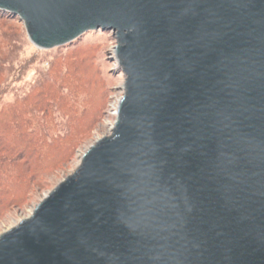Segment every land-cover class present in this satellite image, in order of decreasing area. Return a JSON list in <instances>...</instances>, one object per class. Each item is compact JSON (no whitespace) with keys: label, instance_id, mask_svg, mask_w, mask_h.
Masks as SVG:
<instances>
[{"label":"water","instance_id":"1","mask_svg":"<svg viewBox=\"0 0 264 264\" xmlns=\"http://www.w3.org/2000/svg\"><path fill=\"white\" fill-rule=\"evenodd\" d=\"M39 50L111 32L109 136L0 234V264H264V0H0Z\"/></svg>","mask_w":264,"mask_h":264},{"label":"rangeland","instance_id":"2","mask_svg":"<svg viewBox=\"0 0 264 264\" xmlns=\"http://www.w3.org/2000/svg\"><path fill=\"white\" fill-rule=\"evenodd\" d=\"M10 17L0 22V33L10 32L12 36L10 45L0 42V110L37 93L43 83L64 75L70 67H78L80 78L73 85L78 97L75 116L76 125L85 134L78 140L72 137L67 141H74L75 147L66 164L42 174L29 190L14 186L13 194L0 202V234L28 218L55 186L74 173L83 153L97 140L110 135L118 102L124 94L111 32H89L69 45L39 50L28 40L23 23ZM13 198L19 200L10 202Z\"/></svg>","mask_w":264,"mask_h":264},{"label":"trees","instance_id":"3","mask_svg":"<svg viewBox=\"0 0 264 264\" xmlns=\"http://www.w3.org/2000/svg\"><path fill=\"white\" fill-rule=\"evenodd\" d=\"M4 16L0 12V22L12 17ZM11 40L10 32L0 33V42L8 46ZM77 69L70 67L43 83L37 93L0 110V202L13 194L14 186L29 190L42 174L66 164L73 155L74 141H67L85 134L76 125Z\"/></svg>","mask_w":264,"mask_h":264}]
</instances>
